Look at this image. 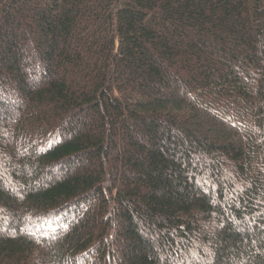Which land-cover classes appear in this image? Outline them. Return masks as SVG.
Returning <instances> with one entry per match:
<instances>
[{"label": "trees", "instance_id": "obj_1", "mask_svg": "<svg viewBox=\"0 0 264 264\" xmlns=\"http://www.w3.org/2000/svg\"><path fill=\"white\" fill-rule=\"evenodd\" d=\"M0 264H264V0H0Z\"/></svg>", "mask_w": 264, "mask_h": 264}]
</instances>
